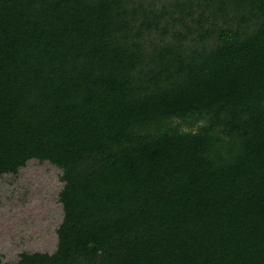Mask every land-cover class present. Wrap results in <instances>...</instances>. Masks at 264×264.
Here are the masks:
<instances>
[{
  "label": "trees",
  "instance_id": "1",
  "mask_svg": "<svg viewBox=\"0 0 264 264\" xmlns=\"http://www.w3.org/2000/svg\"><path fill=\"white\" fill-rule=\"evenodd\" d=\"M29 162L54 250L0 264H264V0H0V178Z\"/></svg>",
  "mask_w": 264,
  "mask_h": 264
},
{
  "label": "rangeland",
  "instance_id": "2",
  "mask_svg": "<svg viewBox=\"0 0 264 264\" xmlns=\"http://www.w3.org/2000/svg\"><path fill=\"white\" fill-rule=\"evenodd\" d=\"M61 171L29 162L17 175L0 178V254L13 262L20 252L54 250L62 219ZM49 243L47 244V241Z\"/></svg>",
  "mask_w": 264,
  "mask_h": 264
}]
</instances>
